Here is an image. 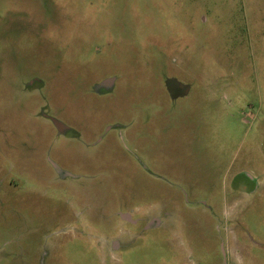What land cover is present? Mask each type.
<instances>
[{
    "label": "rangeland",
    "instance_id": "obj_1",
    "mask_svg": "<svg viewBox=\"0 0 264 264\" xmlns=\"http://www.w3.org/2000/svg\"><path fill=\"white\" fill-rule=\"evenodd\" d=\"M0 264H264V0H0Z\"/></svg>",
    "mask_w": 264,
    "mask_h": 264
},
{
    "label": "water",
    "instance_id": "obj_2",
    "mask_svg": "<svg viewBox=\"0 0 264 264\" xmlns=\"http://www.w3.org/2000/svg\"><path fill=\"white\" fill-rule=\"evenodd\" d=\"M184 89V88H183ZM186 89V88H185ZM58 127L60 126L58 123H55ZM60 128V127H59Z\"/></svg>",
    "mask_w": 264,
    "mask_h": 264
}]
</instances>
